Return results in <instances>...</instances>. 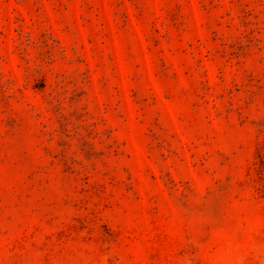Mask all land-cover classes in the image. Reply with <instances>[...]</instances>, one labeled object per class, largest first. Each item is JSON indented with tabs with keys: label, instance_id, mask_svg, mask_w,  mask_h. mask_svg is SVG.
I'll return each mask as SVG.
<instances>
[{
	"label": "rangeland",
	"instance_id": "1",
	"mask_svg": "<svg viewBox=\"0 0 264 264\" xmlns=\"http://www.w3.org/2000/svg\"><path fill=\"white\" fill-rule=\"evenodd\" d=\"M0 264H264V0H0Z\"/></svg>",
	"mask_w": 264,
	"mask_h": 264
}]
</instances>
